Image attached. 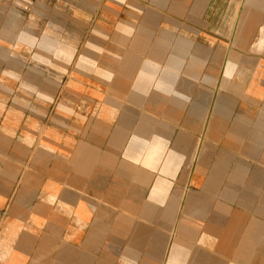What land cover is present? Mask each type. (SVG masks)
<instances>
[{"label":"crops","instance_id":"0c3cea01","mask_svg":"<svg viewBox=\"0 0 264 264\" xmlns=\"http://www.w3.org/2000/svg\"><path fill=\"white\" fill-rule=\"evenodd\" d=\"M0 264H264V0H0Z\"/></svg>","mask_w":264,"mask_h":264}]
</instances>
